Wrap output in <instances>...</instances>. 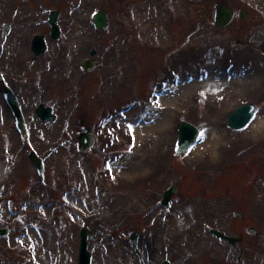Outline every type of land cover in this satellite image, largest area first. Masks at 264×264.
Segmentation results:
<instances>
[{"label": "rangeland", "instance_id": "rangeland-1", "mask_svg": "<svg viewBox=\"0 0 264 264\" xmlns=\"http://www.w3.org/2000/svg\"><path fill=\"white\" fill-rule=\"evenodd\" d=\"M221 2L238 12L247 9V18H237L226 28L216 27L214 11ZM101 7L110 17L105 32L97 31L92 19ZM52 9L61 11L62 35L59 40L48 37L46 53L37 57L31 40L50 28L47 18ZM6 22L12 24L7 38L3 37ZM145 27L157 36L155 40L142 38ZM163 32L168 40L160 42ZM263 45L264 0H199L198 4L197 0H124L122 6L115 0H0V71L24 106L30 128V139L22 140L0 84V230L9 231L7 236L0 235V253L16 263L78 264L80 230L89 228L98 237L89 239L93 264H163L164 260L170 264H264V132L252 131L264 112ZM14 46L18 47L16 53ZM93 48L98 51V65L86 72L82 61ZM61 50L68 64L76 61L80 74L77 93L73 92L74 75L69 73L59 79L51 75L49 83L43 81L45 67L53 64ZM203 50H217L218 54L210 58L203 56ZM23 52L27 57L22 58ZM211 62L230 81H243L232 99L212 103L197 96L175 104L163 100L166 90H172L185 76L206 77ZM125 69L129 74L116 93L102 102L106 78L119 77ZM225 92L228 88L217 96ZM39 103L52 107L57 120L40 121L35 113ZM244 103L257 104L258 112L244 130H232L227 115ZM130 112L137 120L135 127L150 113L168 112L172 120V131L164 136L170 146L165 162L155 174L133 182L115 164L134 152L137 138L115 136L108 126L99 127L108 113L121 117ZM182 121L191 122L204 135L199 134L195 147L177 156V128ZM87 126L96 143L81 152L78 135ZM219 126L225 131L218 145L222 162L212 166L195 161L192 150ZM256 137L259 140L253 144ZM244 144L248 147L240 152ZM32 150L44 162L42 176L28 156ZM16 155H21L20 169L4 179L7 173L11 175L7 167L14 164ZM87 179L91 185L83 189ZM173 184L179 191L170 207L164 208L161 198ZM97 188L98 196L94 195ZM111 196L116 197V212L103 214L107 207H102L95 213L97 200ZM137 198L141 201L138 207L123 206V201ZM202 199L211 211L204 215L195 239L206 242V248L183 254L180 244L185 240L191 244L194 237L155 235L161 220L171 218L177 207L185 202L195 205ZM27 205H34L36 212L28 216ZM236 211L243 212L244 218H236ZM29 224L39 234L44 227L51 228L50 246L45 242L31 246L33 249L28 243L19 245L16 239L28 232ZM248 227L256 229L254 235H248ZM212 229L245 238L232 246L217 238ZM134 231L140 233L143 263L130 239ZM44 247L51 249L43 251Z\"/></svg>", "mask_w": 264, "mask_h": 264}, {"label": "bare ground", "instance_id": "bare-ground-1", "mask_svg": "<svg viewBox=\"0 0 264 264\" xmlns=\"http://www.w3.org/2000/svg\"><path fill=\"white\" fill-rule=\"evenodd\" d=\"M160 30V29H159ZM156 29V33H161V30L159 31ZM143 32V39H147L148 41L155 40L157 36L153 35L151 30L148 27H145ZM160 38V42H165L168 40V36L165 32H163ZM78 44V42H77ZM18 47L14 46L12 50L16 53ZM21 53V52H20ZM203 56L207 55L210 58L214 57L218 54L217 50H211V51H202ZM22 58L27 57L26 52H23L21 54ZM117 56V55H116ZM58 58L53 62V64L46 68L43 74V81L49 83L51 75L54 77L61 76L62 78L65 77L66 74L74 75L75 78V85L73 88V92L79 88V78L80 74L75 69V63L76 61H72V64H68L66 61V58L64 57V50H61L60 53L57 56ZM29 58V55H28ZM202 62L206 63L207 61L202 60ZM216 65L213 66V63L211 62L208 74L206 77H201V75L196 77H184V80L181 82L178 81L177 86L172 85V90H166V93L163 96V100L167 104H175L178 101L185 100V102H188L190 100H193L197 96H202L204 99H206L209 102H217L219 100H226V99H232L237 93L240 92L242 89V83L241 80H234L230 81L228 76L226 74L222 75L219 74V72L216 71ZM65 69L63 72L62 70ZM116 68V67H115ZM113 66H111L108 71L112 70ZM129 69H125L124 72L119 75V77L113 78L108 77L106 78L105 85L106 87L101 91L100 95L103 97L102 102H106L109 100V97L116 93L118 90V87H120L123 79L126 75L129 74ZM110 75V73H109ZM180 88V89H179ZM228 88V92L220 94V96H217V94L221 93L224 89ZM170 92V93H169ZM237 92V93H236ZM77 93V92H74ZM105 97V98H104ZM218 110L221 109V107L218 105ZM138 116V115H137ZM128 118V119H127ZM151 122V123H150ZM137 123L136 118L134 117V113L130 112L129 114H123L121 117H115L112 115V113L106 114L100 121L99 127L103 128L104 126H108L110 130L114 132L115 136H123L131 135L135 136L137 138V142L135 145L134 152L127 156L126 159L120 160L115 164L116 168H122L125 174H130V181H137L140 177H149L155 173V170L157 167L164 163L167 154L169 151V141L168 136L164 137L166 134L171 133V114L168 112L165 113H150L147 115L143 121L140 122L139 126L135 127V124ZM149 123V124H148ZM129 125H132V129L129 130ZM216 131L211 132L210 135L207 137L206 141L201 143V146H198L196 150H192V158L195 161H200L204 164H210L212 166H218L222 162V157L219 156V147L220 142L223 140V136L225 135V131L222 129V127H218L215 129ZM252 131L255 132H264V112L257 118L255 121ZM258 136V135H256ZM164 140V141H163ZM259 139L256 137L252 143H257ZM198 143L195 144V146ZM158 147V146H161ZM194 146V147H195ZM247 144H244L241 146L240 152L245 151L247 148ZM139 149V151H138ZM135 152H138L137 154H134ZM110 159V158H109ZM21 155L15 156L14 164H10L7 168H10V173H7L6 178H12L14 173L20 169L21 164ZM213 161L215 163H213ZM84 168L86 169V165L84 164ZM140 172H137V170ZM7 171V170H6ZM14 172V173H13ZM135 172V173H134ZM13 174V175H12ZM9 178V179H10ZM89 185H91V179L85 180L84 184H82V188L85 189ZM84 191V190H83ZM94 195H99V189L97 188L96 191H94ZM115 196H111L109 200L105 199L103 200H97L96 206L94 207L95 213H99L98 210L102 207H107L105 212L103 214L109 215L116 212V209H114V201ZM197 203L190 204L189 202H185L179 207L175 209L174 215L169 218L168 220H161L158 227L155 229L154 233L155 235L163 234L164 238L167 237H175V236H185L189 235L194 237V241L190 244L185 242L180 244L181 253L183 254H190L193 252H196L198 250H202L206 248L207 243L206 242H198L195 237L198 238V235L195 234L196 230L203 225L204 215L206 213H209L211 209L206 204L205 200H198ZM139 203H141L140 199H127L123 201V206H129L132 208L138 207ZM32 206L27 205L25 213L30 216L36 212V209ZM148 208V206H147ZM156 209V207L152 208ZM94 213V214H95ZM182 214V217H179L178 215ZM15 222V220L13 221ZM187 224V225H186ZM186 225L185 227H183ZM29 230L28 232L24 233L19 237V239H16L19 243V245H25L26 243L29 244V248L33 249L31 246L36 245L37 247H40L44 244H49L50 246V239L52 235V231L50 227H44L42 233H35L32 230V225L29 224ZM202 236V233H199V237ZM17 248V247H15ZM47 247L43 248V251L46 250ZM47 249H51L48 247ZM40 250V248H39ZM40 256V254H39ZM0 264H25V263H16L15 260L9 259L7 256H3L0 253ZM30 264V263H29Z\"/></svg>", "mask_w": 264, "mask_h": 264}, {"label": "water", "instance_id": "water-1", "mask_svg": "<svg viewBox=\"0 0 264 264\" xmlns=\"http://www.w3.org/2000/svg\"><path fill=\"white\" fill-rule=\"evenodd\" d=\"M234 16V10L230 8L227 5L219 4L216 9L215 13V25L217 26H227L230 24ZM246 17V11L242 10L240 13V19H244ZM58 19V11H53L50 16V23L53 26V36L59 37V27L56 24V21ZM94 22L95 26L99 30H106L109 24V20L107 17V12L105 10H100L95 16H94ZM33 49L36 52V54H41L45 51L46 46L44 44V39L41 36H37L34 39L33 42ZM264 52V48H263ZM96 51H92V54L94 55ZM97 64V61L95 60H85L83 63V67L87 71H91L94 66ZM5 95L9 102L11 103L12 107L14 108V111L16 113L17 119L19 121V125L22 128V121L20 119V113L15 105L14 97L13 95L5 89ZM257 106L255 104H244L239 107H237L234 111H232L228 118H227V124L230 128L234 130H241L246 127V125L251 121V119L254 117V114L256 112ZM38 116L48 122L50 120H55L56 115L52 114L51 108H45L44 104H41L40 107L37 110ZM199 134V130L188 122H182L179 126V140H178V154L181 152L187 150L193 142L196 141ZM80 141V149L81 151H85L88 148H91L94 144V136L90 128H87V132L82 133L79 136ZM32 160L34 161L35 165L38 167L40 171L43 170V163L38 158V156L35 153L30 154ZM178 191L177 186L171 187L165 194L164 198L162 200V203L165 207H168L170 205V200L174 194H176ZM1 212V210H0ZM236 216L239 218H243L244 214L242 212H236ZM249 234H254L255 229L249 228L248 229ZM2 234H7V230H2ZM213 233L220 238H223L227 240L230 244L235 245L238 242H242V237H232L224 234L223 232H220L218 230H213ZM90 234L89 229H83L81 231V244H80V254H79V264H91V253L88 250V236ZM138 232H135L132 235V239L135 243L136 248V242H137ZM93 238H96L95 236ZM168 264V263H165Z\"/></svg>", "mask_w": 264, "mask_h": 264}, {"label": "flooded vegetation", "instance_id": "flooded-vegetation-1", "mask_svg": "<svg viewBox=\"0 0 264 264\" xmlns=\"http://www.w3.org/2000/svg\"><path fill=\"white\" fill-rule=\"evenodd\" d=\"M115 1L117 2V5H119V6H122L124 4V0H115ZM198 2H199V0H197V4H198ZM194 10L197 13L199 12L198 9H196V8H194ZM4 24H10V30H12V24L11 23L6 22ZM48 33H50V28L47 29L45 32H42V34L46 37V39H48V37H49L48 36ZM3 37L7 38L8 37V34H6V35L3 34Z\"/></svg>", "mask_w": 264, "mask_h": 264}, {"label": "snow or ice", "instance_id": "snow-or-ice-1", "mask_svg": "<svg viewBox=\"0 0 264 264\" xmlns=\"http://www.w3.org/2000/svg\"><path fill=\"white\" fill-rule=\"evenodd\" d=\"M131 129H132V125H129V130ZM203 135H204L203 133L200 134L201 138H203Z\"/></svg>", "mask_w": 264, "mask_h": 264}]
</instances>
